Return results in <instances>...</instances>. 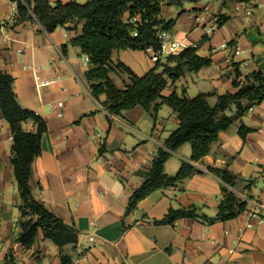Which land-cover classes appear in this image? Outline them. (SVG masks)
<instances>
[{"label":"crops","instance_id":"0c3cea01","mask_svg":"<svg viewBox=\"0 0 264 264\" xmlns=\"http://www.w3.org/2000/svg\"><path fill=\"white\" fill-rule=\"evenodd\" d=\"M249 7L251 14H247ZM15 12L12 0H0V71L14 77L19 103L47 122L42 151L32 164V193L75 224L79 235L77 243L62 248L42 230L31 248L19 240L22 197L12 163L14 139L0 107V264H62V253L71 256L74 264H264V220L248 215L258 211L264 216V98L252 104V110L241 112L232 104L225 111L233 122L195 163L204 172L187 177L178 187L154 190L126 213L129 197L144 180L159 146L179 126L177 113L162 104L155 116L137 105L123 115H113L111 122L86 81L93 65L72 43L78 30L58 27L48 33L37 20L13 25ZM220 15L229 19L210 31ZM161 17L176 18L171 33L180 43L179 50L195 44L200 55L212 58L211 65L169 80L164 94L208 93V102L215 106L218 95L238 91L248 75L264 70V0L183 1L180 5L163 0ZM82 23L76 20L72 26L80 29ZM152 54V48L116 49L112 61H122L143 75L156 64ZM57 76L61 78L42 83ZM112 78L118 87L130 81L120 69ZM58 101L64 102L62 116L49 107ZM242 125L251 128L245 136L240 133ZM24 128L34 131L36 125L28 120ZM191 156L190 143L174 149L165 171L175 175ZM211 166H227L243 178L256 180L251 188L236 191L248 199L247 208L234 218L213 223L182 217L174 224H155L153 219L164 217L171 207L194 204L210 216L217 214L222 182L209 171Z\"/></svg>","mask_w":264,"mask_h":264},{"label":"trees","instance_id":"16d2710c","mask_svg":"<svg viewBox=\"0 0 264 264\" xmlns=\"http://www.w3.org/2000/svg\"><path fill=\"white\" fill-rule=\"evenodd\" d=\"M16 5L13 25L25 21L37 20L51 33L58 27L75 28L77 35L72 43L89 56L93 67L87 70L86 81L94 99L106 109L109 119L113 115H123V111L141 105L156 116L162 104L170 105L177 113L180 123L153 157L152 165L145 172L141 185L130 195L126 213L134 210L138 202L151 192L161 188L180 186L183 181L197 172H204L195 163L209 151L211 144L218 139L220 131L228 128L233 118L225 113L232 104L244 112L252 104L264 98V70L259 69L247 76V83L236 92L218 95L217 105L208 102V93H199L189 97L186 91L176 90L164 94L169 80H176L188 71H198L212 63L210 56L198 53V45H188L170 53L166 62L158 60L145 74L135 73L124 62L114 64L112 55L116 49L158 51L161 47L159 33L171 30L176 18L166 20L161 17L163 0H12ZM183 1L168 0V4H182ZM229 19L220 15L218 25ZM82 20V26H72L74 21ZM68 45L63 46L67 52ZM117 69L126 71L130 81L124 87H118L112 78ZM244 100L248 103L244 105ZM0 107L11 125L13 133V156L15 175L22 197V216L19 220L21 232L19 240L26 248H31L40 232L52 239L60 248L69 243H77L79 231L75 224L68 223L52 212L32 193L31 176L34 159L41 153L42 134L47 130L46 120L36 111L23 107L14 91V77L0 71ZM31 120L36 130H26L24 122ZM251 129L242 125L240 133L245 136ZM185 143L192 146L191 161H183L175 175L165 171V163L172 151ZM102 147L100 152H103ZM222 182L223 198L215 216L202 211L197 205L171 207L162 218H154L158 225L174 224L182 217H192L207 223L226 220L238 216L247 208L248 199L236 192L251 188L256 180L243 178L229 167H209ZM62 264H74L73 258L62 253Z\"/></svg>","mask_w":264,"mask_h":264},{"label":"built area","instance_id":"2783aa9c","mask_svg":"<svg viewBox=\"0 0 264 264\" xmlns=\"http://www.w3.org/2000/svg\"><path fill=\"white\" fill-rule=\"evenodd\" d=\"M252 10L251 7L247 9V14H251ZM218 25V19L214 21L213 24L210 25L209 30H214ZM159 39L161 43V47L158 51L153 50L152 59L157 61L160 59L162 55H169L170 53L177 52L180 48V43L176 40H173V35L171 33V30H162L159 33ZM237 52H239V47H237ZM86 59L89 61V56L86 55ZM38 70V69H37ZM61 76H57L56 79H44L42 81L43 84H48L52 81L59 80ZM49 107L56 112L58 116H62L64 114V102L58 101L57 103H49ZM250 110L253 109V106L249 107ZM238 193V192H237ZM239 196L246 198L245 195L238 193ZM249 219H251L254 216H259L260 221L262 222L264 220V216L261 215L258 211L249 212ZM251 221L248 222V226H251ZM90 240L93 241L94 237L91 236ZM230 251H233V249H230Z\"/></svg>","mask_w":264,"mask_h":264},{"label":"rangeland","instance_id":"374dc122","mask_svg":"<svg viewBox=\"0 0 264 264\" xmlns=\"http://www.w3.org/2000/svg\"><path fill=\"white\" fill-rule=\"evenodd\" d=\"M178 51H179V50H178ZM162 56H167V55H162ZM162 56H161V57H162ZM161 57H160V59H161ZM160 59H159V60H160ZM154 61H155V60H154ZM157 61H158V60H157ZM157 61H156V62H157ZM161 61H162L163 63H165L167 60L165 59V61H163V60L161 59ZM120 70H122V69H120ZM190 145H191V144H190Z\"/></svg>","mask_w":264,"mask_h":264}]
</instances>
